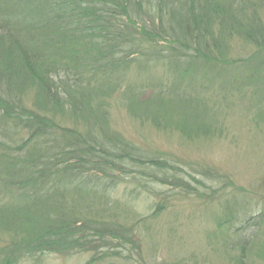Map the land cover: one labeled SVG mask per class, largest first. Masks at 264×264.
Here are the masks:
<instances>
[{"label":"trees","instance_id":"16d2710c","mask_svg":"<svg viewBox=\"0 0 264 264\" xmlns=\"http://www.w3.org/2000/svg\"><path fill=\"white\" fill-rule=\"evenodd\" d=\"M244 1L0 0V264L79 254L84 264L124 254L142 264L135 201L150 183L195 190L160 152L111 128L110 100L140 125L212 139V75L239 93L223 79L235 72L231 42L257 39L264 23V0ZM118 185L131 188L111 199ZM229 215L215 219L234 239L224 253L236 252L234 264L263 260V214Z\"/></svg>","mask_w":264,"mask_h":264},{"label":"rangeland","instance_id":"374dc122","mask_svg":"<svg viewBox=\"0 0 264 264\" xmlns=\"http://www.w3.org/2000/svg\"><path fill=\"white\" fill-rule=\"evenodd\" d=\"M258 13L264 18V6L258 8ZM255 66L260 68L259 73ZM250 68L254 70L255 82L244 94H228V90L220 88L224 85L217 82V76L212 75V130L218 131L212 139L189 141L176 130L168 129L170 123L162 124L163 132L140 125L116 103V97L110 100L111 128L147 152H160L179 170L177 176L195 190L183 193L181 189L150 183L147 187L152 193L150 197L144 198L145 194H142L135 201L136 212L142 217L159 210L157 216L139 227L142 264H234L232 259H236V252L229 254L230 257L223 250V242L230 244L234 239L219 234L215 219H229V213L234 211L240 216L247 212L249 216H264V86H259L260 78L264 80V64L254 60ZM243 74L246 76L248 69ZM232 77L228 74L223 79L229 81ZM138 122L145 123L141 119ZM200 170L210 171L220 180L209 181L201 176ZM221 176L226 184L223 188H220ZM130 188L127 186L124 190L125 185H118L112 191L111 199L121 192L128 193ZM217 188L222 190L216 194L212 192ZM162 192L165 194L163 202L156 195ZM257 232L261 246L254 250H264V224ZM256 255L248 257L242 264H264V259L259 260ZM40 259L36 264H84L88 255L68 258L47 255ZM105 261L109 264L131 263L124 254L115 261L103 260L96 264ZM19 264L30 263L20 261Z\"/></svg>","mask_w":264,"mask_h":264},{"label":"bare ground","instance_id":"6f19581e","mask_svg":"<svg viewBox=\"0 0 264 264\" xmlns=\"http://www.w3.org/2000/svg\"><path fill=\"white\" fill-rule=\"evenodd\" d=\"M249 2H256V0L244 1V3H246L245 5L248 4L247 8L248 7L252 8V6L249 5L250 4ZM261 5L264 6V3H261ZM246 13H248V11H246ZM210 30H211V27L207 25V31H210ZM205 31H206V28H205ZM204 33L206 34V32ZM257 34H258L257 39L245 40L243 38H238L235 36L234 40H232L231 42L232 44L231 49H230L231 54L229 52L230 56L227 57V61L229 63V70L230 71L234 70L235 72L233 73V77L231 78L230 82L233 84V87L239 89L240 94L248 93L247 91H249L253 87L254 82H255L253 79V76H255V73L253 69L250 68L251 62L245 63L244 61L255 58L264 64V23H262L261 29L259 30V32H257ZM233 52H235L234 55H232ZM155 57L160 59L159 56H155ZM231 63L233 64L234 68L230 66ZM247 69H248V74L246 76H248V78H246V76H244L243 74ZM263 84H264V80L260 78L259 86ZM110 110H111V107L109 108V117L111 120ZM200 140H205V139L200 138L199 141ZM137 217L139 218L140 221L142 220L140 224H143V223L147 224V222L149 221V219H151L152 216L142 217L140 215H136L135 219H137Z\"/></svg>","mask_w":264,"mask_h":264}]
</instances>
